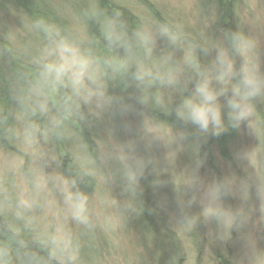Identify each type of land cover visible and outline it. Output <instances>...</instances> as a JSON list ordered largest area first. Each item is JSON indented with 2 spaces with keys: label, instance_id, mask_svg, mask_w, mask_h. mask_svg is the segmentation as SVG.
I'll use <instances>...</instances> for the list:
<instances>
[{
  "label": "trees",
  "instance_id": "trees-1",
  "mask_svg": "<svg viewBox=\"0 0 264 264\" xmlns=\"http://www.w3.org/2000/svg\"><path fill=\"white\" fill-rule=\"evenodd\" d=\"M244 1L211 0L213 39L217 49L226 51L234 64L239 62L241 52L231 49L229 38L233 34L244 37L241 29ZM155 3L153 0H0V149L9 156L20 155L22 137L19 128L26 109L20 105L19 98L25 94L36 72L35 60L46 44L44 33L36 27L37 22L55 25L83 47L91 48L97 57L104 58L126 54L123 48L109 46L104 37L107 22L116 20L123 25V31L132 43L130 67L127 73L114 76L101 66L106 93L113 99L102 117L91 110V105L81 104L78 113L54 129L58 167L72 190L87 197L95 193L98 175L106 160L114 166L130 168L133 171L131 178L123 181L116 176L113 184V178L110 180L105 172L106 180L115 185L116 194L119 184L123 194H127L129 189L134 191L142 206L143 218L148 221L149 233L155 234L156 239L161 234L179 239L173 208L163 193L161 183L153 179L159 174L164 175L157 171L158 160L164 154L160 137L192 134L191 137L199 141L194 142L191 152L196 154L199 162L206 161L210 163L206 165L215 169L213 160L217 153L224 161L234 162L230 147L238 138L239 128L234 129L228 124L219 135L205 134L177 115L183 100L193 93L201 80V73H205L206 68L209 71L206 67L208 45L198 36H188V40L197 46L192 62L198 66L197 77H188L192 70L189 63L184 74L177 75L184 50L180 43L177 45L180 51L176 52L173 45L163 42L165 37H161L155 26H167L175 36L179 31L169 19L161 16ZM116 13H119L118 17ZM136 33H143L144 37L147 33L149 44L146 37L143 42L137 40ZM138 69L147 74L142 83L133 79ZM168 73L177 80L185 79L187 88L183 91L175 89V86H182V81L175 86L161 83L160 77ZM235 76L238 79L242 76L236 67L233 78ZM54 114L55 110L47 116L37 114L28 117L41 129H49L50 117ZM75 139L81 142L92 165H83L75 148ZM137 142L141 149L135 147L132 152L131 146ZM135 151L140 154L137 161L132 158ZM205 154H209L208 157ZM220 191L223 197L224 193ZM232 212L235 214V210ZM49 235L17 226L0 202V247L7 249V255L0 257L4 264H94L84 254L89 246L95 250L93 258L101 264L99 260L103 250L96 240L79 235L84 251H78L74 262L67 254L57 258L51 256V246L45 243ZM201 247L198 248L199 253ZM222 258L221 263H225V257ZM182 259L181 256L178 264Z\"/></svg>",
  "mask_w": 264,
  "mask_h": 264
},
{
  "label": "rangeland",
  "instance_id": "rangeland-1",
  "mask_svg": "<svg viewBox=\"0 0 264 264\" xmlns=\"http://www.w3.org/2000/svg\"><path fill=\"white\" fill-rule=\"evenodd\" d=\"M153 1L161 16L169 19L179 31L177 36L174 35L175 41L161 35L165 37L163 42L173 45L176 52L180 51L178 43L184 50L177 75L182 76L187 64L194 62L197 46L187 37L198 36L208 45L206 67L209 71L206 68L204 72L212 87L223 88L230 96L232 87L240 79L235 76L223 83L216 79L214 65L219 50L211 28V0ZM242 9L241 29L251 45L241 52L237 64L232 62L233 71L236 67L243 74V69L248 68L264 79V0H245ZM155 27L161 29L158 24ZM145 37L149 44L147 33ZM196 66L193 63L189 78L197 77ZM178 81L182 80L175 78L172 85ZM187 85L183 79L182 86H175V89L183 91ZM225 99L226 96L220 97L222 105ZM250 104L252 114L241 124L238 138L230 147L234 162L224 161L217 153L213 160L215 169L206 161L199 162L196 154L191 152L194 142L199 141L196 137L193 139L192 134L160 137L164 154L158 160L157 171L164 175L159 174L153 179L161 183L173 208L179 239L167 238L164 234L156 239L155 234L149 233L148 221L143 218L142 206L134 191L129 189L123 194L119 184L115 193L116 176L124 181L133 176V171L114 166L108 160L101 173L98 171L95 193L88 196L87 224L72 220L61 191V182L67 179L58 167L54 130L44 127L46 134H39L35 142L26 141L24 129L29 121H33L27 112L19 128L22 137L20 155L9 156L0 149L1 207L23 229L52 234L58 225H62L73 240L71 253L62 256H74V262L78 251H84L83 243H80L82 238L78 240L79 235L84 234L100 243L103 250L101 264H178L181 256V264H264V93L254 97ZM91 106L99 117L105 113V110L97 113ZM227 112L225 106V126L229 124ZM75 141L83 165H92L81 142ZM135 147L141 149L137 142L132 144V152ZM139 156L135 151L132 158L137 161ZM105 172L110 180L113 178V184L106 180ZM21 199L31 200L33 206L27 210L18 208ZM17 212L22 214L18 217ZM94 251L89 246L84 254L94 264H99L93 258ZM222 256L225 263H221Z\"/></svg>",
  "mask_w": 264,
  "mask_h": 264
},
{
  "label": "clouds",
  "instance_id": "clouds-1",
  "mask_svg": "<svg viewBox=\"0 0 264 264\" xmlns=\"http://www.w3.org/2000/svg\"><path fill=\"white\" fill-rule=\"evenodd\" d=\"M116 16L118 17L119 13H116ZM36 27L44 33L46 44L35 60L37 70L25 94L19 98V103L26 109L27 114L47 116L55 110V114L50 117V125L54 130L78 113L81 104L94 105L97 113L109 106L113 99L106 93L101 66L115 76L127 73L132 61V43L123 31V25L118 24L116 20L107 22L104 37L109 46L123 48L125 56L104 58L97 57L91 48L83 47L78 40L64 34L55 25L38 21ZM160 32L161 35L175 41L176 37L167 26H161ZM135 37L141 42L145 40L143 33H136ZM229 39L234 52L246 51L251 45L247 38L239 34H233ZM214 66L219 82H226L233 77L232 61L223 49L218 51ZM146 75L142 69H138L133 74V79L142 83ZM201 77L193 93L183 100L177 110V115L181 119L194 125L201 133L211 132L219 135L224 130L225 106L228 109V123L232 128L238 129L252 114L250 101L264 93V79L256 76L248 68L243 69V74L239 82L232 87L230 96L226 94L225 89L212 87L206 73H201ZM160 79L161 83L167 84L175 81L171 73L161 76ZM221 96H226L224 105L220 103ZM39 134H46L45 130L34 121H29L23 132L25 140L35 142ZM61 183L64 203L71 219L87 224V195L72 190L67 181ZM32 206L33 202L28 199H21L18 204V208L22 210L30 209ZM21 214L17 212L18 217ZM45 243L51 246V256L57 258L64 253H71L73 240L71 234L62 225H58ZM6 255L7 249L0 247V257ZM0 264H4L3 259H0Z\"/></svg>",
  "mask_w": 264,
  "mask_h": 264
}]
</instances>
